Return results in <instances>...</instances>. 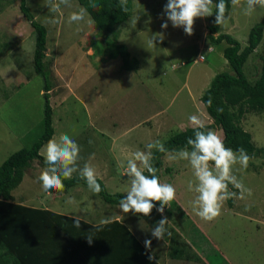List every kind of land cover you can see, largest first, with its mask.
<instances>
[{"label": "rangeland", "instance_id": "obj_1", "mask_svg": "<svg viewBox=\"0 0 264 264\" xmlns=\"http://www.w3.org/2000/svg\"><path fill=\"white\" fill-rule=\"evenodd\" d=\"M27 2L48 28L45 62L53 86L55 135L41 154L67 158L66 176L99 177L103 164L118 156L111 145L114 137L152 141L157 147L178 130L213 122L202 95L217 73H233L223 54L227 43L215 45L207 37L214 0H135L132 16L116 25V33L99 30L78 0ZM263 17L264 0H233L221 32L245 46L252 26ZM112 37L139 60L136 70L122 68L121 56L103 58L98 52ZM35 42L20 0H0V163L30 144L25 136L44 117L45 79L34 68ZM263 56L264 37L245 65L251 80ZM240 122L255 145L264 148V113L249 112ZM211 132V145H217L223 130L214 126ZM181 151L188 159L178 153L176 163L169 156L166 160L173 167L166 174L180 175L177 181L186 186L183 194L193 209L190 218L175 221L178 228L211 264H264V152L248 156L230 150L212 164L187 148ZM184 165V174L176 172ZM49 173L34 159L12 191L15 200L47 204L54 197L47 198L43 184ZM117 180L108 179L111 192ZM80 186L79 204L103 203L94 188Z\"/></svg>", "mask_w": 264, "mask_h": 264}, {"label": "trees", "instance_id": "obj_2", "mask_svg": "<svg viewBox=\"0 0 264 264\" xmlns=\"http://www.w3.org/2000/svg\"><path fill=\"white\" fill-rule=\"evenodd\" d=\"M78 1L90 13L99 30L115 32L116 25L132 16L135 0ZM214 1L215 6L210 15L207 37L215 45L223 41L227 43L223 54L233 73L228 71L217 73L202 95V102L213 120L211 124L178 130L153 148L143 172L147 178L148 200L147 203L142 204L128 198L122 192H110L106 183L99 177L91 178L83 172L66 176L67 158L62 156L51 158L41 154L42 147L55 134L54 108L49 93L53 86L45 62L48 28L36 19L27 0H20V10L36 33L34 68L45 79V107L41 122L25 136L27 140H32L30 144L13 152L0 163V264H43L48 261L49 252L52 250L51 239L60 233L65 237L69 236V222L73 218L14 201L12 191L23 181L25 171L34 159H37L43 167L50 169V173L45 178L49 191L60 193L76 185H86L94 188L106 202L122 204L137 211L144 218H149L164 208L171 216L174 208L183 211L175 200L167 199L161 182L163 159L167 153L187 148L198 158L206 156L208 161L214 164L230 150L248 156L264 152L263 147L259 148L255 145L252 134L240 122L249 112L264 113V56L261 58L256 79L251 80L245 71L247 61L264 37V17L252 26L248 43L243 46L233 35L221 32L224 16L230 12L233 0ZM115 37L109 38L103 49L98 48V52L103 58L121 56L122 68L136 70L139 60L132 58L128 47L117 43ZM112 44L116 45L114 49ZM214 126L223 130V138L217 145L211 147L213 141L211 128ZM165 171L169 172L171 168L167 167ZM122 227L127 230L126 226L122 225ZM178 227L181 228L180 225ZM128 233L131 234L129 231Z\"/></svg>", "mask_w": 264, "mask_h": 264}, {"label": "crops", "instance_id": "obj_3", "mask_svg": "<svg viewBox=\"0 0 264 264\" xmlns=\"http://www.w3.org/2000/svg\"><path fill=\"white\" fill-rule=\"evenodd\" d=\"M97 143H100V140ZM152 144V141L140 139L128 142L121 137L113 138L111 145L114 150H118L116 153L118 156L114 155L113 161L103 164L102 172L97 174L106 185L109 178L118 179L112 193L122 192L128 198L142 204L147 203V178L143 172L151 151L155 148ZM96 153H91L89 156H96ZM178 153L188 159L187 154L182 153L181 150L167 153L163 159L164 167L161 173V182L167 199L175 200L183 210L174 208L172 216L164 208L149 218H144L135 210L122 204H110L103 198L101 204H79L76 199L82 194L83 189L80 186L82 184L60 193L47 189V198H50L49 195H54L47 204H25L73 218L69 222V236L65 237L60 233L51 239L52 250L49 252L48 261L43 264H92L93 262L97 264H211L205 254L194 246V242L182 233L175 222L180 218H190L193 213L192 207H189L191 202L188 203L183 194L187 192L186 186L177 181L180 175L173 173V176H170L165 171L167 167H172V163H176L175 154ZM89 156L86 157V167H88L87 159H91ZM168 156L173 159L171 164L166 161ZM185 167V165L181 166L182 169L176 172L182 170L180 173L184 174ZM125 183H128L127 188H120ZM43 184L48 188L47 184ZM208 188L213 192L209 184ZM59 196L62 198L68 196L69 199H65L60 204L50 203L56 201ZM14 201L24 204L23 201H16L15 198ZM113 221L126 226L127 230L119 223H112ZM190 221L193 226L196 225L192 218Z\"/></svg>", "mask_w": 264, "mask_h": 264}]
</instances>
